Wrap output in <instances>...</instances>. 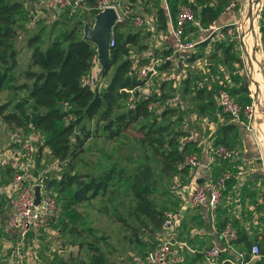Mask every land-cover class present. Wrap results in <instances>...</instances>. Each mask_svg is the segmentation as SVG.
Returning <instances> with one entry per match:
<instances>
[{"label": "trees", "instance_id": "trees-1", "mask_svg": "<svg viewBox=\"0 0 264 264\" xmlns=\"http://www.w3.org/2000/svg\"><path fill=\"white\" fill-rule=\"evenodd\" d=\"M124 6L142 5L147 10L149 6L155 8V23L165 30L169 26V18L175 21L183 5H188L195 13L202 28L213 25L225 12L232 2L237 0H123ZM90 13L96 15L99 11L95 8L97 0H87ZM260 10L259 27L264 41V0ZM27 6L21 0H0V91L10 90L23 93L13 104L12 101L0 103V119L14 126L34 127L43 135V142L39 146L36 162L38 163L46 148L58 161H75L86 150V142L91 137L85 128V120L104 121V128L111 132V137H116L131 125L147 119L149 122L142 124L141 131L153 150L154 157L161 164V171L169 177L187 172L189 166H184L188 156H197V142L185 130L172 128L173 122L168 117L175 114V108L167 106L160 114L150 110L152 102H161L168 99L169 95L152 92L144 95L139 89L145 80L139 76V68L149 62V57H132L133 47L139 53L150 48V32L143 30H127L128 22H119L113 32L115 45L111 47L109 64L102 68L99 79L106 80V85L96 87L84 84L85 77H91L97 57V46L89 40L83 39L84 22L79 20L72 27L65 28L54 37L47 39L45 26L35 31L33 25L35 15L27 12ZM35 9V8H34ZM233 9V8H231ZM36 11V10H35ZM146 14L145 12H141ZM170 16V17H169ZM194 26V25H193ZM232 25L221 28L223 34H228ZM196 27V26H194ZM33 28V29H32ZM198 28V27H196ZM37 29V28H36ZM156 30V29H155ZM22 33L25 34L22 38ZM22 39V40H20ZM48 40V41H47ZM210 41V40H209ZM209 41L200 42L201 47L207 46ZM225 47L221 43L216 48L224 49V62H238L243 66L240 56L233 55L232 46ZM174 47L163 51V63L160 70L169 69L172 60H167L173 55ZM200 54H193L187 59L195 62ZM238 88L231 90L242 105H251L253 97L249 83L238 81ZM184 93L190 91V80L185 79ZM166 86L163 83L164 89ZM229 89L228 86H223ZM134 90L135 98L129 102L130 93ZM214 91L198 89L200 113H207L208 109L215 108ZM206 97L208 98L206 100ZM68 103V107L64 105ZM238 124V123H237ZM236 122L223 125L220 130H234ZM188 137V138H187ZM184 138V139H183ZM215 146L224 144L228 146L226 137L218 138ZM8 177L0 179L3 185L9 184L14 176V170L9 164L4 172ZM11 179V180H10ZM48 188H57L56 198L66 193L68 205L75 208L85 202L92 201L100 194L109 190L115 193L119 186L126 187L132 197V204L127 214L117 215V221L125 229L131 231L132 241L148 245L145 237L152 238L161 230L166 208L160 206L154 198L158 190V178L155 168L150 163H143L133 170L114 165L103 172L91 173L85 171L64 170L60 178L56 176L46 178ZM264 202V191L261 195ZM6 200L0 202V212ZM230 220L218 221L220 232ZM89 230L95 232L97 228L90 226ZM238 240L235 245H243L251 250L254 243L258 242L264 253V240L250 239V235L242 228H238ZM74 243L80 248L88 246L91 257L89 260L69 262L62 260L59 264H117L111 258L109 249L101 242L106 236L96 235L94 240L79 241L78 234L81 229L78 225L71 228ZM32 234V232H31ZM30 233L27 235H31ZM109 244V243H108ZM154 245V244H153ZM153 247V246H152ZM147 260V256H146ZM148 263V262H147ZM253 264H264V258L256 260Z\"/></svg>", "mask_w": 264, "mask_h": 264}, {"label": "rangeland", "instance_id": "rangeland-1", "mask_svg": "<svg viewBox=\"0 0 264 264\" xmlns=\"http://www.w3.org/2000/svg\"><path fill=\"white\" fill-rule=\"evenodd\" d=\"M21 1L26 4L28 14L31 13L36 16L33 22V25H37L35 31L45 26L46 34H49V36L47 35V39L54 37L65 28L72 27L79 20L83 22L87 20L92 22L94 20L93 14L85 8L63 12L50 11L45 15H40L34 9V0ZM29 1H31L32 5ZM237 1L238 3H235L236 5L233 9H237L238 18L230 27L228 34H224L225 37L223 36L221 28H196L192 24H189L185 32V39L196 45L192 51L174 53L172 65L169 69H159V66L164 61L163 53L160 51L156 53L154 51L156 45L154 40L151 41L152 38L147 39V41H150L151 47L146 53H139L138 50L133 47L131 53L132 57L138 59L142 56H150V62L154 60L158 61L156 62V73L152 76L150 75L149 83L146 87H149L150 91L154 93H166V95H169V98L162 99L161 105L154 109L156 114H160L167 106L175 108L177 112L169 116L167 120L173 122L172 128L185 130L189 133V136L196 133L194 129L199 126L200 123L198 122L199 117L197 118L200 114L199 104H201L198 99V89L203 88L207 91L210 90L209 88L212 86L217 90L215 108H211L213 112H217L219 106L217 99L218 93L223 86L229 85V83L228 85H225V83L220 85L221 81L227 82V78H233V76L236 75L238 81L250 82V71L245 65V54L241 40V23L242 17L246 12L247 0ZM120 2L122 8L121 16L124 18L123 21L128 22L127 30L141 29L145 33L148 32L145 27L137 26L132 16L141 12L154 14L155 8L149 6L146 10L142 5H131L130 8H127L124 6L123 0ZM262 6L263 4L258 8L254 7V16L252 15L251 17H254L253 22L258 28L260 42L258 50L264 64V41L262 40L259 27L260 8H262ZM232 12H234V10H232ZM251 17L249 21H247L246 31ZM212 30H214V32H216L215 34H218V36L220 35V37L214 36V34L211 33ZM81 32L83 34V30ZM24 36L25 34L22 33V38H24ZM216 38V44L221 43L223 47L228 44H233L231 48L232 53L242 58L243 66L238 62H231L229 64L224 62V49L219 53L217 52L219 48L214 46L213 40ZM210 39L211 42L209 41ZM205 40L209 41L208 45L201 47L199 43ZM167 46H170L169 43H167ZM245 46L247 47L246 44ZM151 52L152 54H150ZM210 53L211 55L209 56ZM193 54H200V57L195 62L191 63L187 58ZM95 64L96 66L100 65L98 61ZM95 77L98 78V83L100 84L99 75L95 74ZM185 79L190 80V91L188 94L184 93L186 85ZM163 83L166 84L164 89L162 87ZM238 86L239 84L235 87L238 88ZM22 94L21 92H12L10 90L0 91V103L12 101L14 104ZM251 94L253 96L252 92ZM237 98L239 97L237 96ZM207 99L206 97V100ZM255 104L253 100L255 120H253L252 124H254L256 135L259 139L261 133H263L264 136V111L258 117L257 110H262V107L261 105L255 106ZM260 104L264 105V94L263 96L261 95ZM202 115L207 114L204 113ZM145 122H149V120L144 119L122 131L119 136L111 137V132L104 128V121H97L96 119L85 120V128L91 133V137L86 142L85 152L74 162H60L51 155L49 148H46L40 161L38 163L36 162V167L32 175L36 177L43 175L51 179L54 176L60 178L61 173L66 169L98 174L99 172L108 170L114 165L125 167L127 170H133L140 164L150 163L155 168L159 184L154 198L157 199L158 202L160 199L163 201L165 195L169 196L173 194L172 188L175 185V177H169L162 173L160 162L154 157L153 150L148 142L144 141L145 135L144 132L141 131V128L142 124ZM13 131V124L5 123L0 119V179L4 180L6 178L9 179L4 173L6 171V166L13 161V157L10 155V150H12L13 147ZM202 134L207 138L209 136V131H202ZM263 161V159H260L259 162H261L260 165L264 172ZM214 165L216 166V170H229L233 173V176L239 172L237 163L235 162L218 161ZM180 178L182 184L188 182L186 177L182 176ZM10 183L3 185L0 180V202L6 200L1 208L3 211L0 212V264H59L62 260L69 262H79L83 259L89 260L91 252L88 246L85 245L80 248L74 243L75 238L71 233V228L76 225L81 229V234L77 235L79 241L86 242L87 240H94L95 234L100 236L105 235L107 237L106 243L105 241L101 243L109 249L111 258H113L117 264H137L138 262L147 264L145 254H148L152 249L153 242H149L148 245H143L142 243L139 244L134 242V240L132 241L130 237L132 234L131 231L125 229L124 226L117 221V215L120 213L127 214L128 208L133 202L131 195L126 191V187H117L118 190L115 193L109 190L106 194L102 193L92 201L85 202L75 208L68 205L69 200L66 199L68 196L66 193L60 194L58 195V209L50 227L47 230L33 231L32 234L30 233L31 235L22 239L17 231L8 226L10 213L8 209V200L13 195L12 190L9 188ZM235 184L233 180L228 182L223 192L222 203L220 205L221 210H223L222 208H224L226 202L229 200V197H227L229 194L228 190ZM52 191L57 193V188L54 187ZM257 194L258 191L251 196L253 198L250 202L255 206L254 210L258 209L257 216H260V212L264 209H261V204L258 206L256 205L258 199ZM242 195L243 193H239V197ZM233 199L234 202L236 199L240 200V198L234 197L231 201H233ZM244 205L245 203L242 204V206ZM236 206V203H234L232 207ZM234 213L235 212L232 210L233 217H228V220L231 221V224L236 229L238 227L246 230L245 224L242 225L235 221L236 217H234ZM245 213H249V211ZM251 215L252 213L250 212L249 215H246V218H248V220H253V218H250ZM220 217L221 219L219 218V220L222 221L224 218L222 215ZM90 226L97 228V230L95 232L90 231ZM255 230L259 231V229H252L250 230L251 234L254 235Z\"/></svg>", "mask_w": 264, "mask_h": 264}, {"label": "built area", "instance_id": "built-area-1", "mask_svg": "<svg viewBox=\"0 0 264 264\" xmlns=\"http://www.w3.org/2000/svg\"><path fill=\"white\" fill-rule=\"evenodd\" d=\"M121 0H97L96 9L102 11L105 8L112 7L119 14V18L123 21L121 16ZM29 3L32 5L31 1ZM236 2H232L227 9L235 7ZM34 8L41 10L46 9L53 12H63L67 10H78L81 8L88 9L87 0H34ZM36 6V7H35ZM95 15H93L94 17ZM129 17V16H128ZM134 23L140 27H150L152 30L157 28L155 18L147 14L139 13L132 16ZM89 21V20H87ZM189 24L198 28H202L199 20L196 18L195 13L188 5H183L175 21L171 20V31L175 41L174 53L192 51L195 43L186 41L185 32ZM211 27V26H210ZM219 29V27H217ZM115 45V39L111 38L110 46ZM173 55L168 56L167 60H172ZM98 61L95 58V63ZM156 60L147 62L139 68L140 78L145 80V84L139 89L144 95L152 93L146 85L149 83L150 75L156 73ZM84 84L96 87V79L93 77H85ZM130 93L129 102L135 98L134 90H127ZM252 97V96H251ZM218 104L222 111L228 114L231 119L243 127L256 132L253 120H255V111L253 103L251 105H242L237 98L232 94L231 90L222 87L218 93ZM68 107V103H64ZM161 105V102H152L149 105L150 110H154ZM43 142L42 133L34 127L27 128L26 126H14L13 131V144L10 155L13 161L10 163L14 176L9 185L13 195L8 200V209L10 210L8 218L9 228L18 232L22 239L33 231L47 230L55 216L58 209V200L56 194L52 189L48 188L46 184V176H33V170L36 167V160L38 155L39 146ZM260 147V144L258 142ZM260 150L262 148L260 147ZM262 158H263V153ZM241 152L239 149L227 146L224 144L216 145L212 148L207 169L218 161H238L241 159ZM200 165V160L196 155L188 156L184 166L195 167ZM233 178V173L229 170L223 171L219 176H214L213 173L208 174L206 180L198 183L196 187L190 192L187 188L179 191L189 193L190 198L185 202V206L201 207L204 206L208 210V215L211 224L216 229L219 221V209L222 203L223 192L227 187L228 182ZM41 186V202L39 205L35 204L36 201V186ZM183 190V191H182ZM186 209V208H185ZM179 214L173 209H166L164 211V220L161 230L153 241V247L147 254L148 264H171V257L173 255V246L177 242V228L180 226ZM219 236L222 242L220 245H212L205 252V262L207 264H226L235 263L231 259H223L222 252H234L241 262L246 264V254L239 251L235 247V242L238 240V230L228 223L220 232ZM262 256L261 246L258 242L254 243L250 254L249 260H255ZM248 261V260H247Z\"/></svg>", "mask_w": 264, "mask_h": 264}, {"label": "crops", "instance_id": "crops-1", "mask_svg": "<svg viewBox=\"0 0 264 264\" xmlns=\"http://www.w3.org/2000/svg\"><path fill=\"white\" fill-rule=\"evenodd\" d=\"M35 10L40 15H45L46 13L50 12L46 9H42L41 11L35 8ZM232 10H234V12H232ZM145 13L148 16H152L155 18V14L147 12ZM237 18V9L226 10L225 12H223L220 18L213 25H211L210 28L215 29L217 27L222 28L226 25H232L236 22ZM146 29L151 33L150 37H148L147 39L152 38L151 41L154 40L155 42L156 46L154 51L156 53H159L158 51L163 53L165 49H168L170 47H174L175 49V41L171 31V18H169V26L165 30L162 26L157 27L156 30H152V28L150 27H147ZM211 33H213L214 36H218V34H215L216 32H214V30H212ZM223 36L225 37L224 34ZM218 37H220V35ZM213 41L214 46L216 47L217 38ZM167 43H169L170 46H167ZM221 50L222 49H219V51L217 50V52L220 53ZM147 51L143 53H146ZM150 54H152V52ZM210 55L211 53L209 54V56ZM147 57H149L150 61V56ZM100 70L101 65L96 66L95 64L91 72V77L95 78L96 82L98 81V78L95 77V74L99 75ZM106 82V80H102L99 84L100 88L105 86ZM224 83L225 85H228L229 83V89L234 88L238 84L237 81L230 77L227 78V82L221 81L220 85ZM249 86L251 90V85L249 84ZM209 89L213 90L215 88L211 86V88ZM214 97L216 98V91H214ZM235 97L237 98V96ZM205 114L207 115H202L200 113L199 116H197V118L199 117L198 122L200 123L199 126L196 127L197 129H194L196 133H193L190 137L191 139L197 142V157L200 160V165L195 167H189L188 172H184L177 175L175 177V185L172 188L173 194L169 196L165 195L163 201L161 199L159 201L160 206L166 209H173L179 214L178 218L180 221V226L177 228V242L173 246L171 264H207L205 262L204 256L206 250H208L212 245L217 244L222 246L218 228L215 229L211 224L207 208L201 206L189 207L188 209L185 206V202L190 198L188 192L194 189L198 183L200 184L204 182L208 174L213 173V175L216 177L217 175L219 176L223 171H225L222 169L216 170V166L214 164L210 167L211 172H209V169H207L206 167V164L209 160L210 152L212 148L215 147L214 142L218 138L226 137V141L229 143L228 146L239 149L242 155L240 160L232 161L237 163V167L239 169V172L235 174L231 179L235 181L237 187L235 184L228 190L229 194L227 197H229V200L228 202H226L224 208H222L223 210H221V208L219 209V218L221 219V215L224 219H228V217L232 218L233 210V212H235L234 217H236L235 221L237 223H241L242 225H246V230H243L250 235V239L257 238L260 241L264 240V210L260 212V216H257L258 209L254 210L255 206L253 205V203L250 202V200H252L253 198L251 196L258 191V202L256 201V205L258 206L259 204H261V209H264V202L261 197L262 192L264 191V172L262 171L263 168L260 165L261 162H259L260 159L264 160V156L262 158L261 153H263V151L260 150L261 145L260 147L258 145V142L260 144V141L256 135V132L253 130H249L248 128L236 123L237 126L234 130H227L224 134L223 130L221 131L220 128L223 125L234 122L231 117L228 114L224 113L221 110L220 106H218L217 112H213L211 109H208L207 113ZM202 131H209V136L205 138L202 134ZM262 164H264V161L262 162ZM182 176L186 177V179L188 180L186 184H182L180 182V177ZM180 188H187L188 192L184 194L183 192H181L180 194ZM239 193H243V195L239 197ZM234 197H238L240 198V200L236 199L234 202L233 199V201H231ZM232 203L233 205L234 203H236L237 206L232 207ZM243 203H245L244 206H242ZM247 211H249V213H245ZM250 212L252 213L250 218H253V220H248V218H246V215H249ZM221 222L222 221H220V223ZM252 229H259V231L255 230V234L253 235L250 231ZM158 232H156V234H154L152 238L148 236L145 237V240L150 243L153 242L155 239H157L155 237L157 236ZM235 247L237 250L245 252L247 256L246 264H253L254 261L264 258V253H262V256L260 258L250 261L248 257V255L250 254V249L247 250V248H245L243 245H235ZM145 255L147 256V254ZM222 258L231 259L235 262H227L226 264H244V262H241V260L237 258L234 252L223 250ZM147 262L148 260H146V263ZM137 264L143 263L138 262Z\"/></svg>", "mask_w": 264, "mask_h": 264}, {"label": "water", "instance_id": "water-1", "mask_svg": "<svg viewBox=\"0 0 264 264\" xmlns=\"http://www.w3.org/2000/svg\"><path fill=\"white\" fill-rule=\"evenodd\" d=\"M247 7L250 11L252 10L253 0H247ZM121 21L115 8L108 7L96 13L92 22H84L83 39L89 40L97 46V59L102 68L106 67L110 62L111 38L116 25ZM249 77L254 84H257L255 74H250ZM35 193V204L39 205L41 202V186H36Z\"/></svg>", "mask_w": 264, "mask_h": 264}, {"label": "bare ground", "instance_id": "bare-ground-1", "mask_svg": "<svg viewBox=\"0 0 264 264\" xmlns=\"http://www.w3.org/2000/svg\"><path fill=\"white\" fill-rule=\"evenodd\" d=\"M262 3H263V0H253L252 10L250 11L248 7L246 8V12L244 13L242 17V23H241L242 25L241 40H242V46H243V50L245 54V57H244L245 64L248 67L250 74H255L257 78V84H254L251 80L249 84L251 85L253 98L256 103L255 106L261 105L262 107V110L260 111L257 110L258 117L264 111V105L260 104L261 95L263 96L264 94L263 93L264 92V64H263L262 56L258 50L259 43H260L258 28H257V25H255L253 22L254 17H251V16L254 14V7L258 8ZM250 17H251V20L248 24V28L246 31L247 21H249ZM245 44L247 45V47L245 46ZM259 141H260V145H261L263 155H264L263 133L260 134Z\"/></svg>", "mask_w": 264, "mask_h": 264}]
</instances>
